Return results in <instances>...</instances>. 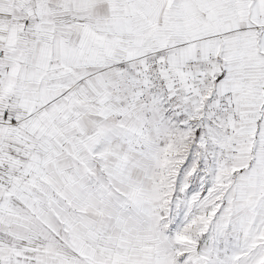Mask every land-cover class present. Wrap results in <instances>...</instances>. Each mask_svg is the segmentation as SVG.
Masks as SVG:
<instances>
[{
	"label": "snow or ice",
	"instance_id": "1",
	"mask_svg": "<svg viewBox=\"0 0 264 264\" xmlns=\"http://www.w3.org/2000/svg\"><path fill=\"white\" fill-rule=\"evenodd\" d=\"M0 264H264V0H0Z\"/></svg>",
	"mask_w": 264,
	"mask_h": 264
}]
</instances>
